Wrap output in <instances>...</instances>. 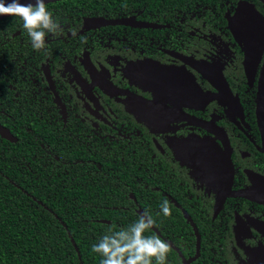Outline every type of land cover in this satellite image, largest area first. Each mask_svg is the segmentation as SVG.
I'll return each instance as SVG.
<instances>
[{
    "label": "flooded vegetation",
    "instance_id": "1",
    "mask_svg": "<svg viewBox=\"0 0 264 264\" xmlns=\"http://www.w3.org/2000/svg\"><path fill=\"white\" fill-rule=\"evenodd\" d=\"M241 1L264 14L254 0L50 2L62 31L40 51L20 18L0 19V125L16 140L0 137L17 142L28 122L30 151L56 162L64 190L110 181L97 196L110 207L121 188V206L149 213L169 244L165 264L264 262V201L219 192L227 152L231 190L264 192L255 102L264 52L249 75L230 27Z\"/></svg>",
    "mask_w": 264,
    "mask_h": 264
},
{
    "label": "trees",
    "instance_id": "2",
    "mask_svg": "<svg viewBox=\"0 0 264 264\" xmlns=\"http://www.w3.org/2000/svg\"><path fill=\"white\" fill-rule=\"evenodd\" d=\"M181 1L164 0L163 4ZM254 1L264 8L261 1ZM18 18L13 16L8 21L16 25ZM21 125L25 132L17 133V142L0 137V264H100L101 257L92 246L109 229L127 228L139 215L121 206H127L120 203L124 201L121 188L115 204L106 207L98 203L101 199L97 196L111 189L110 181H100L90 193L73 186V182L64 190V176L52 170H57L56 162L29 149V139L34 137L32 124ZM39 141L48 149L45 140ZM27 160L32 162L30 167L21 165ZM78 200L84 204L77 205ZM149 233L157 235L152 230Z\"/></svg>",
    "mask_w": 264,
    "mask_h": 264
},
{
    "label": "clouds",
    "instance_id": "3",
    "mask_svg": "<svg viewBox=\"0 0 264 264\" xmlns=\"http://www.w3.org/2000/svg\"><path fill=\"white\" fill-rule=\"evenodd\" d=\"M19 17L30 38L34 50L45 48L47 34L57 35L62 30L47 10L45 0L35 4L21 3L20 0H0V16ZM165 216H170L168 201L161 205ZM152 216L145 212L127 228L108 233L92 246V251L101 257L100 264H165L170 246L159 236L145 235L154 225Z\"/></svg>",
    "mask_w": 264,
    "mask_h": 264
},
{
    "label": "water",
    "instance_id": "4",
    "mask_svg": "<svg viewBox=\"0 0 264 264\" xmlns=\"http://www.w3.org/2000/svg\"><path fill=\"white\" fill-rule=\"evenodd\" d=\"M55 1L60 0H45V4ZM259 1L264 4V0ZM20 2L25 4H35V0H20ZM5 17H8V15L0 16V19ZM230 27L237 40L243 43L246 55L247 72L251 75V72H254L251 68L256 67L264 52V14L256 8L254 3L241 1L237 7L235 16L230 20ZM255 102L257 122L263 142L261 151L264 152V63L258 81V90ZM0 135L12 141L16 140L11 131L2 125H0ZM224 157L228 160L229 164L227 166L228 173L224 169L223 177L219 183L221 185V190L219 192L222 196L225 197L230 194H239L253 199H255V196L258 197L255 200L263 202V191L242 190L239 192H233L231 190L234 169L230 159V154L227 152V154H224ZM260 264H264V262L260 261Z\"/></svg>",
    "mask_w": 264,
    "mask_h": 264
}]
</instances>
